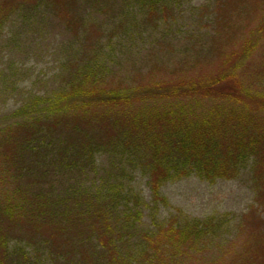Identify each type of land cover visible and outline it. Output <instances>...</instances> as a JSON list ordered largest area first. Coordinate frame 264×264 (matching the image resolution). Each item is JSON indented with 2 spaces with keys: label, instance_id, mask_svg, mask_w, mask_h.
<instances>
[{
  "label": "trees",
  "instance_id": "trees-1",
  "mask_svg": "<svg viewBox=\"0 0 264 264\" xmlns=\"http://www.w3.org/2000/svg\"><path fill=\"white\" fill-rule=\"evenodd\" d=\"M81 1L85 0H0V30L22 8L44 9L77 39L86 36L99 47L104 36L95 33L102 26L82 17ZM216 1L220 39L234 29L252 0ZM117 35L106 37L109 44ZM237 43L230 54L221 47L220 68L212 74L187 72V59L179 66L156 64L140 71L138 80L112 69L99 49L53 98L33 100L15 113L22 121L0 132V264H42L24 246L11 247L15 231L29 238V244H44L51 264H180L222 232L226 225L221 219L181 224L175 216L157 225L155 232L139 234L136 256L131 235L141 214L118 208L123 202L140 205L139 197L122 198L120 191H111L108 177L100 190L82 181L104 152L120 154L131 164V159H138L153 201L165 206L166 183L192 176L209 182L235 179L249 160L260 182L264 71L249 81L241 74L263 50L264 15L252 34ZM46 180V190L41 189ZM11 182L15 189L9 191ZM252 209L258 220L250 221L252 214H247L240 227L250 234L231 258L227 255L218 264H264V209ZM24 226L30 227L29 234Z\"/></svg>",
  "mask_w": 264,
  "mask_h": 264
},
{
  "label": "rangeland",
  "instance_id": "rangeland-1",
  "mask_svg": "<svg viewBox=\"0 0 264 264\" xmlns=\"http://www.w3.org/2000/svg\"><path fill=\"white\" fill-rule=\"evenodd\" d=\"M79 6L83 18L102 26V31L95 33L104 36L99 47L94 41L88 43L84 34L77 39L54 13L44 9L22 8L0 30V132L22 121L14 114L27 104L53 98L63 90L70 76L75 75L74 70L86 64L99 49L101 58L108 60L112 69L135 80L140 71L151 70L156 64L179 66L187 59V72L212 74L220 68L221 47L224 54H230L241 37L252 34L264 15V0H252L245 12L240 13L242 17L236 19L234 29L219 39L216 0H85ZM111 33L118 35L109 44L106 37ZM252 59L249 69L241 74L244 81L255 80L264 71V46ZM261 88L264 92V85ZM131 161L134 163L120 154L99 153L96 168L82 182L100 190L108 177L111 191H120L122 198H132L133 194L139 197L140 205L123 202L118 208L126 211L130 207L141 214L140 221H135V236L131 235V251L136 256L141 248L139 234L155 232L157 225L167 224L172 217H179L181 224L189 219L218 218L225 222L224 230L215 234L205 247L192 250L180 263L214 264L215 260L218 264L227 255L231 258L250 234L249 230L240 231L244 216L252 214L250 221H257L252 208L264 209V175L260 182L255 180L252 160L235 179L209 182L192 176L166 183L162 195L168 206L155 204L145 168L138 159ZM44 183L47 180L41 189H45ZM14 189L13 182L9 183L8 190ZM23 228L25 234L30 233L29 226ZM250 232L257 234L255 230ZM13 235L12 248L22 245L34 260L40 258L42 264H51L44 244L39 241L36 246L35 241L29 244V238L18 231ZM262 249L255 246V250Z\"/></svg>",
  "mask_w": 264,
  "mask_h": 264
}]
</instances>
